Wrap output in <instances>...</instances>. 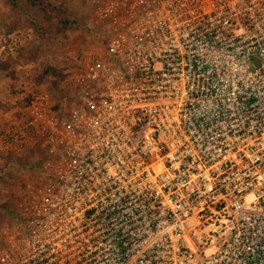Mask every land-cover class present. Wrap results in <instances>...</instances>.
I'll list each match as a JSON object with an SVG mask.
<instances>
[{
  "label": "built area",
  "instance_id": "2783aa9c",
  "mask_svg": "<svg viewBox=\"0 0 264 264\" xmlns=\"http://www.w3.org/2000/svg\"><path fill=\"white\" fill-rule=\"evenodd\" d=\"M92 3L60 110L22 87L0 264H264V0Z\"/></svg>",
  "mask_w": 264,
  "mask_h": 264
},
{
  "label": "rangeland",
  "instance_id": "374dc122",
  "mask_svg": "<svg viewBox=\"0 0 264 264\" xmlns=\"http://www.w3.org/2000/svg\"><path fill=\"white\" fill-rule=\"evenodd\" d=\"M96 27L92 0H0V224L13 215L26 163L39 157L31 136L10 145L26 125L22 87L46 89L60 110L66 76L87 51L105 48Z\"/></svg>",
  "mask_w": 264,
  "mask_h": 264
},
{
  "label": "trees",
  "instance_id": "16d2710c",
  "mask_svg": "<svg viewBox=\"0 0 264 264\" xmlns=\"http://www.w3.org/2000/svg\"><path fill=\"white\" fill-rule=\"evenodd\" d=\"M12 4H14V0H12ZM61 91H62V95L63 96H65V95H67L69 93L67 90H63L62 88H61ZM58 95H60V94H58ZM63 96H61V97H63ZM37 149H39V151H40V145L38 143H35L34 146H33L32 151L34 152ZM31 161H29L28 163H30ZM28 163H26V164H28ZM13 199L15 200V204H14V206H15L17 204L18 199H19V195L16 193V196H14Z\"/></svg>",
  "mask_w": 264,
  "mask_h": 264
}]
</instances>
